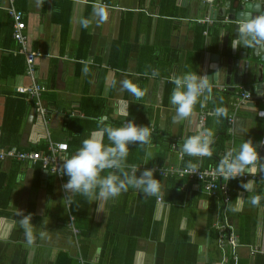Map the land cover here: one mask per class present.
<instances>
[{
	"label": "crops",
	"instance_id": "crops-1",
	"mask_svg": "<svg viewBox=\"0 0 264 264\" xmlns=\"http://www.w3.org/2000/svg\"><path fill=\"white\" fill-rule=\"evenodd\" d=\"M226 1L0 0V151L47 153L49 142H67L65 155L71 157L84 139L99 132L98 118L104 115L113 127L132 121L152 130L147 164V146L129 145L123 171L131 175L135 166L139 176L144 166L172 169L187 167L189 161L200 168L215 166L245 140L260 138L255 132L264 124V90L252 80L233 82L235 75L242 79L246 57L243 49L232 47L227 33L232 5ZM11 9L22 12L24 47L12 37ZM100 10L107 16L102 23ZM82 20L89 22L87 28ZM30 52L34 59L29 64ZM229 59H238L240 69L228 72ZM153 70L159 75L153 77ZM192 71L209 77L212 99L203 106L198 103L189 119L173 123L171 80ZM125 79L145 95L136 99L121 90ZM18 87L34 91L22 93ZM240 90L250 92L251 99L241 101ZM224 93L232 120L217 122L211 103ZM6 98L13 100L8 103ZM226 122L230 139L218 163L181 155L186 138L207 129L214 134L213 142ZM103 143L110 145L106 134ZM0 174L13 177L6 210L14 212L11 218L0 217V264H54L60 251L72 264H218L221 250L214 223L225 219L239 243L231 264H264V182L255 181L254 191L246 192L241 183L249 179L230 181L226 205L208 195L201 182L176 176L154 177L160 183L154 197L129 187L116 199L89 201L66 193L68 177L48 173L39 163L0 160ZM254 195L261 196L259 206L250 203ZM74 199L88 207L89 221L78 233L66 222L67 206ZM149 207L152 218L146 219ZM18 212L32 215V245ZM126 237L134 242L127 244Z\"/></svg>",
	"mask_w": 264,
	"mask_h": 264
},
{
	"label": "clouds",
	"instance_id": "clouds-1",
	"mask_svg": "<svg viewBox=\"0 0 264 264\" xmlns=\"http://www.w3.org/2000/svg\"><path fill=\"white\" fill-rule=\"evenodd\" d=\"M42 4L43 0H38ZM99 22H104L107 16L100 10ZM81 24L87 28L89 22L82 20ZM243 44L246 47L264 48V14L252 16L248 13L240 22L237 37L234 39L233 48ZM159 75L158 70H153L152 76ZM171 82L174 88L171 93L170 103L175 109L173 123H180L189 119L195 106H201L212 99V83L207 75L200 76L194 71L174 77ZM121 90H127L134 98L141 99L145 92L141 90L131 80L121 82ZM228 112L224 107H216L214 116L219 122V118L227 117ZM107 116L101 115L98 118L99 132L82 141L81 147L71 157H65L62 164V174L68 177L63 185L66 193L79 194L89 201L97 198L103 200L116 199L123 192H127L129 187L141 191L146 197L156 196L160 192L159 180L154 178L155 168L143 170L139 176L136 173L138 168L133 166L132 174L123 171L125 161L129 154V145L139 144L145 147V162L152 159L151 134L149 126H138L132 121H126L121 127H113L108 122ZM107 135L110 145L103 143V136ZM213 132L202 130L197 135L185 139L180 152L181 155L189 157H211ZM262 157L253 146L251 140H245L238 148L231 149L220 161L217 172L225 180L243 177L246 173L254 175L256 171L264 172ZM191 173L196 172L197 166L191 161L187 165ZM106 169L109 171L106 176L101 173ZM119 173V174H118ZM255 181L249 179L246 183H241V187L246 192L254 191ZM242 197H237V200ZM260 195L250 197L252 206H259ZM71 202V201H70ZM22 218L19 225L25 233V238L29 245L34 242V225L31 223L32 215H24L18 212ZM43 235V234H41Z\"/></svg>",
	"mask_w": 264,
	"mask_h": 264
},
{
	"label": "built area",
	"instance_id": "built-area-1",
	"mask_svg": "<svg viewBox=\"0 0 264 264\" xmlns=\"http://www.w3.org/2000/svg\"><path fill=\"white\" fill-rule=\"evenodd\" d=\"M9 14L13 20L12 23V37L22 43L24 47L25 43V35L23 34V29L25 27V23L22 19V12L11 9ZM21 50V49H20ZM22 51V50H21ZM34 59V53H26V60L30 64ZM220 89H224L220 87ZM18 91L25 93L27 91L33 92L31 88H22L18 87ZM240 98L241 101L251 99V93L246 91L240 90ZM40 111L44 112L45 108L40 105ZM208 112L203 113L200 115V124H203L205 116ZM228 121L232 120V115L227 116ZM68 149L67 142H49L47 153H42L40 151H19L15 148L8 149L6 151H0V160L4 159H18L21 161H27L32 164L39 163L43 167V170L55 174L58 177L62 175V164L64 158L66 157V151ZM66 154V155H65ZM224 157L221 158V160ZM220 163V162H219ZM219 165V164H218ZM218 165L215 166H208L205 168H200L197 166L196 172L191 173L187 167H178V168H162V167H142L143 169H152L155 168L156 174L162 177H169V176H176V177H187L189 180L199 181L202 183L204 191L210 196H216L221 199V203L226 205L231 200V187H230V180H225L221 177L218 172L217 168ZM133 169H130V173H132ZM243 179H252L258 182H264V173H255L254 175H248L247 173L243 177H237ZM70 218L72 216L70 215ZM214 228L216 229L218 236L217 242L219 249L221 250V260L218 264H231V262L236 261L237 259V246H238V237L236 235L235 230L230 225V223L225 219L224 221H216L214 223Z\"/></svg>",
	"mask_w": 264,
	"mask_h": 264
},
{
	"label": "water",
	"instance_id": "water-1",
	"mask_svg": "<svg viewBox=\"0 0 264 264\" xmlns=\"http://www.w3.org/2000/svg\"><path fill=\"white\" fill-rule=\"evenodd\" d=\"M225 4L226 6L232 5V7L230 8V10L232 11V14L227 15L225 26L226 25L229 26L227 33L228 34L230 33L232 37V41L234 43V39H236L237 37L238 26L241 20L248 13H251L252 16L261 14V12L264 11V0H259L257 3H252L250 1H244V0L243 1L242 0H227ZM221 18L224 19L225 16H222ZM230 25L232 26L231 28H230ZM237 47H239V49L240 48L243 49V51H241L242 52L241 54L245 55L246 60L241 66V68L244 69L242 79L239 76L236 77L235 75L236 81L235 79H233V82L241 83L242 82L241 80H243V83H247L248 81L252 80L254 81L253 84L260 91H263L264 90V64L262 62L264 61V56L260 55V53L264 54V48L246 47L243 44H240ZM248 49H249V52L248 54H246V51ZM252 62L254 63L250 66ZM230 63L231 65L230 67H228L229 68L228 72L232 69H236V70L240 69V64H239L238 59H234L233 62L230 60ZM229 81L230 80L227 79L226 83H228ZM255 82H258V83H255ZM261 116L264 117V111L262 112ZM255 133L258 134L260 138L252 139L251 141H252L253 146L256 148L257 152L259 153V155L262 157L261 162L264 163V124L262 128ZM256 172L264 173L259 170H257Z\"/></svg>",
	"mask_w": 264,
	"mask_h": 264
},
{
	"label": "trees",
	"instance_id": "trees-1",
	"mask_svg": "<svg viewBox=\"0 0 264 264\" xmlns=\"http://www.w3.org/2000/svg\"><path fill=\"white\" fill-rule=\"evenodd\" d=\"M11 100L13 99L6 98V101H8V103ZM214 100L215 101L211 103L213 107L215 108L224 107L227 109V112H228L230 108V104L228 103V96L225 93L222 95H219L217 98L215 97ZM7 118H9V115ZM221 118L226 121V117H221ZM228 126H229V123L227 122L225 125H222L221 127L222 133L219 134V136L210 145V148L212 150V156L209 158L212 159L213 161L217 159V163L221 156L220 153L222 152L223 147H225V143L229 141L230 139V135L227 132ZM155 174L156 173H154V177H159L158 174L156 175ZM12 178L13 177H11L10 175L6 177L3 174H0V217L11 218L14 213V212H9L6 210V207H7L10 195H11L10 186H12L11 183H9V180ZM69 208H70L71 215L74 217V226L78 229V231L79 230L84 231V228L86 226L85 223H87L86 221H89V219L87 218V214H86V211L88 210L86 203L84 202L82 204H78L77 201H75L74 199L73 201H71ZM147 211H146V219H151L152 218L151 216L152 207H149ZM125 240L127 241V244L134 242L131 239H129V237H126ZM110 256L114 257L113 255H110ZM123 263H125L124 259H123ZM54 264H72V259L66 254V252L60 251L57 255V258Z\"/></svg>",
	"mask_w": 264,
	"mask_h": 264
},
{
	"label": "rangeland",
	"instance_id": "rangeland-1",
	"mask_svg": "<svg viewBox=\"0 0 264 264\" xmlns=\"http://www.w3.org/2000/svg\"><path fill=\"white\" fill-rule=\"evenodd\" d=\"M70 206H67L68 208V212H69V217H67V225L71 228L72 231H74L75 233H78V229L74 226V217L71 215L70 213ZM70 215L72 216V218H70Z\"/></svg>",
	"mask_w": 264,
	"mask_h": 264
}]
</instances>
